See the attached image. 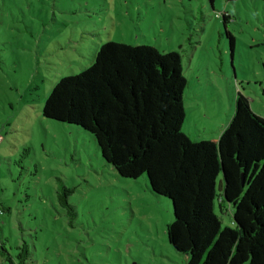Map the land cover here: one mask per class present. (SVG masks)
<instances>
[{"label": "rangeland", "instance_id": "obj_1", "mask_svg": "<svg viewBox=\"0 0 264 264\" xmlns=\"http://www.w3.org/2000/svg\"><path fill=\"white\" fill-rule=\"evenodd\" d=\"M109 40L180 54L191 139L217 142L239 93L264 118V0H0V264L24 243L30 264H187L167 236L171 199L146 175L120 176L82 127L43 115L54 85Z\"/></svg>", "mask_w": 264, "mask_h": 264}, {"label": "trees", "instance_id": "obj_2", "mask_svg": "<svg viewBox=\"0 0 264 264\" xmlns=\"http://www.w3.org/2000/svg\"><path fill=\"white\" fill-rule=\"evenodd\" d=\"M187 82L176 51L109 40L90 66L54 85L43 115L82 127L120 176L146 175L152 192L171 199L167 236L187 264H264V118L239 93L218 141L193 140L182 130ZM72 193L58 186L70 214ZM216 204L234 226H222ZM29 256L24 243L17 264Z\"/></svg>", "mask_w": 264, "mask_h": 264}, {"label": "built area", "instance_id": "obj_3", "mask_svg": "<svg viewBox=\"0 0 264 264\" xmlns=\"http://www.w3.org/2000/svg\"><path fill=\"white\" fill-rule=\"evenodd\" d=\"M0 142H1V140H0Z\"/></svg>", "mask_w": 264, "mask_h": 264}]
</instances>
